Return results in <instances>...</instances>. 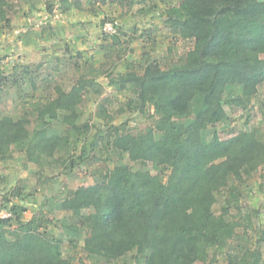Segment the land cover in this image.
<instances>
[{"label": "trees", "instance_id": "16d2710c", "mask_svg": "<svg viewBox=\"0 0 264 264\" xmlns=\"http://www.w3.org/2000/svg\"><path fill=\"white\" fill-rule=\"evenodd\" d=\"M59 1L63 11L82 7V0ZM18 3L0 0V24L10 25ZM54 6L48 0L47 10ZM163 16L165 28L191 47L181 55L171 45L164 55L144 50L138 61L109 77L119 91L131 89L125 106L138 121L150 117L146 125L133 130L127 121L115 124L124 108L111 112L109 97L95 112L104 119L92 126L95 131L89 121L79 122L91 81L82 76L70 87L42 86V97L31 94L36 100L29 114L15 117L0 108V159L15 149L24 150L28 160L59 156L61 175L94 163L98 155L108 164L94 183L63 186L51 198L36 200L40 185L54 183L39 171L35 184L16 182L0 191V207L13 213L0 218V264H75L64 252L66 242L99 264H118L129 253L134 264H210L220 258L223 264H264L261 211L244 204L246 184L258 172L264 175V125H234L227 138L216 130L212 138L206 134L227 119V105L249 111L258 102L264 116V0H181ZM115 24L111 44L102 45L105 66L113 57L121 61L127 52L122 47L132 40ZM13 69L11 76H0L5 89L15 85L27 97L22 83L40 87L32 66ZM233 85L240 93L226 97ZM52 121L64 130L53 131ZM82 134L91 139L75 154L71 148ZM50 202L69 213L66 240L47 228L54 214ZM31 206L35 214L24 219Z\"/></svg>", "mask_w": 264, "mask_h": 264}, {"label": "rangeland", "instance_id": "374dc122", "mask_svg": "<svg viewBox=\"0 0 264 264\" xmlns=\"http://www.w3.org/2000/svg\"><path fill=\"white\" fill-rule=\"evenodd\" d=\"M49 1L55 2L53 12L47 10L48 0H19V9L11 16L10 25L0 24V76H11L15 66H19L18 71H21L23 67L32 66V70L36 73L35 80L40 86L33 88L27 81L22 83L23 91L29 93L26 97L24 92L18 94L15 85L9 86L8 90L0 85L3 87L0 88V108L3 107L15 117H20L27 112L29 114L32 110L30 102L36 100L31 94L42 97L44 95L42 86L46 88V86L61 83L70 87L82 76L90 78L91 81L87 85L86 104L79 108V122L89 121L92 131H95V128H92L94 124L104 122V119L95 112L105 97L111 98L109 101L111 112L116 113L122 107L124 108L114 119L115 124L127 121L128 127L136 130L139 126L151 122L148 116H143L139 121L133 118L134 114L125 106L128 98L133 97L131 89L119 91L120 89L116 86L109 84V77L117 71L125 70L130 61H138L144 50L152 54L164 55L168 53L169 45H171L181 55L191 47L190 41L180 39L163 24L165 10L170 5L179 4L181 0H133V3H130L131 0H82V7L73 6L67 11L61 9L59 0ZM103 21L117 22L119 30L125 32V39L130 37L132 39L129 47H126L128 44L115 47L118 50L121 47L127 48L123 59L118 62L113 57L112 62L108 60L106 66L107 49L102 48V45L111 44L108 42H111L112 34L103 31ZM154 30L156 32H153ZM153 33L157 42L153 41ZM107 65L108 69H106ZM240 90V86H229L225 96L239 94ZM262 96L264 97V91ZM226 109L227 119L206 131L209 138L213 137L215 130L222 138H227L230 136V129L242 123H245L247 127L264 125V116L258 102L250 107L249 111L233 109L229 105ZM37 122L32 116L31 127H35ZM50 128L55 132H62L64 125L58 121H52ZM84 136L85 134H82L78 145L71 148L75 154L80 153L84 140L91 139V134H88L86 139H83ZM77 137L78 135L74 133L72 140ZM57 158L45 156L41 159L28 160L24 150L15 149L11 156L5 160L0 159V191L3 192L5 188H9L16 182H22L24 186H29L30 183L35 184V172L39 171L46 177L53 176L54 183L47 181L39 186L36 195L38 201V198H42L43 195L51 198L52 190L59 192L63 186L76 188L82 184L94 183L96 177L104 174L108 167V164L102 162L101 158L104 156L98 155L96 158L93 157L94 163L83 164L76 172L61 175L62 173L57 174V172H62L63 165L59 156ZM166 172L169 173V170ZM261 172L264 174L263 169ZM263 181L264 175L258 172L246 184L247 197L244 198V204L254 205L260 209V228L264 236V206L262 205L264 194L258 191V186ZM59 185L62 187H58ZM49 207L54 208V214L51 215L53 221L48 224V230L66 240L71 234L65 227L69 222V213L61 209L58 202L48 203ZM36 210L35 207H29L24 213V219H30ZM80 242L82 243V240ZM64 252L75 257L73 260L75 264H99L96 258L86 257L80 246L78 249H73L66 242ZM223 263L224 261L220 258L219 262L210 264ZM118 264H134L133 254L125 255Z\"/></svg>", "mask_w": 264, "mask_h": 264}, {"label": "built area", "instance_id": "2783aa9c", "mask_svg": "<svg viewBox=\"0 0 264 264\" xmlns=\"http://www.w3.org/2000/svg\"><path fill=\"white\" fill-rule=\"evenodd\" d=\"M116 24L114 21H107L103 24V31L107 34L116 33ZM13 217V213L10 210L0 207V218Z\"/></svg>", "mask_w": 264, "mask_h": 264}, {"label": "crops", "instance_id": "0c3cea01", "mask_svg": "<svg viewBox=\"0 0 264 264\" xmlns=\"http://www.w3.org/2000/svg\"><path fill=\"white\" fill-rule=\"evenodd\" d=\"M263 171H264V167H263ZM258 187H259V186H258ZM258 187H257V188H258ZM258 191H259L260 194H262V193L264 194V187H263L262 189L259 188ZM262 205L264 206V203H263ZM263 206H261V208H263ZM123 257H124V256H123ZM121 259H122V258H121ZM121 259H120L119 261H121Z\"/></svg>", "mask_w": 264, "mask_h": 264}]
</instances>
